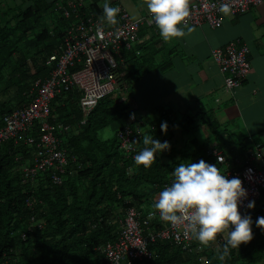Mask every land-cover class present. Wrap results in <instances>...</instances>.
Returning a JSON list of instances; mask_svg holds the SVG:
<instances>
[{
    "label": "trees",
    "instance_id": "16d2710c",
    "mask_svg": "<svg viewBox=\"0 0 264 264\" xmlns=\"http://www.w3.org/2000/svg\"><path fill=\"white\" fill-rule=\"evenodd\" d=\"M60 1L0 0V127L4 115L35 96V82L47 78L50 70L48 57L59 52L66 30L77 23L73 13L64 17L63 8L71 9L67 0L59 6ZM98 1L86 0L77 10L79 18L89 13L98 17ZM138 62L141 68L136 69L135 80L152 70ZM116 98L120 99L111 94L100 99L80 125L78 93L71 90L54 97L50 105L56 117L54 136L67 156L59 185L51 182V170L24 182L20 167L30 166L35 154L34 146L24 144V137L0 145V264H105L98 247L117 238L119 221L128 208L141 214L154 209L156 193L171 182L170 173L178 163L203 159L219 168L214 158L206 156L208 149L215 148L213 141L191 137L200 125L199 114L174 123L162 113L147 125V133L167 141L179 128L185 138L181 150L174 160L155 158L149 168L134 166L118 148L116 135L124 125L110 137L100 135L126 111ZM162 122L167 124L164 132ZM28 136L34 138L35 133ZM126 169L132 170V176L126 175ZM257 217H264L259 204L251 215L252 239L231 250L225 264H264V229L255 225ZM152 225L161 226L154 221ZM218 247H204L192 239L191 251L186 253L170 241H156L150 245L152 259L132 264H220Z\"/></svg>",
    "mask_w": 264,
    "mask_h": 264
},
{
    "label": "built area",
    "instance_id": "2783aa9c",
    "mask_svg": "<svg viewBox=\"0 0 264 264\" xmlns=\"http://www.w3.org/2000/svg\"><path fill=\"white\" fill-rule=\"evenodd\" d=\"M61 2L64 3L61 0L59 6ZM220 3H228L229 16L235 17L264 4V0H192L191 14L186 23L191 27L206 25L209 29H219L222 25V13L218 11ZM66 4L71 12L63 8L64 17L68 18L73 13L77 23L66 30L59 52L48 57L46 64L50 70L47 78L35 82L36 95L28 104L1 119L0 145L12 140L16 142L22 136L24 144L35 147L31 165L20 167L24 182H32L38 173L51 170V182L54 185L61 183L60 175L64 174L67 156L59 149L60 142L54 136L57 125L53 121L56 117L50 111L54 97L71 90L78 93L82 114L80 125H84L99 100L119 88L118 66L113 55L120 50L130 51L133 48L141 26L154 25L149 23L148 16L132 18L118 6L121 9L118 14L119 24L110 28L104 26V36L100 39L95 37L97 19L92 16L85 20L79 19L77 10L83 5L82 1L67 0ZM247 54L246 46H238L233 42L211 52V59L223 77L227 90L238 87L245 79L250 69ZM141 125V121L129 113L124 126L117 133L118 148L123 158L132 159L139 149V145L126 148L125 144L132 141L139 143ZM67 129L64 127L65 131ZM32 133H35L34 138L27 137V134ZM206 156L214 158L229 178L238 177L241 180L246 190V197L238 205L241 215L251 216L258 204L264 214V146L256 144L248 150L244 155L243 166L238 169L227 166L224 157L215 148L208 149ZM126 175L132 176V170L126 169ZM249 201L254 202L251 209L247 207ZM26 205L30 203L26 202ZM153 221L161 226H153ZM224 240L226 236H218L213 242L214 246H220ZM156 241H170L182 252L191 251L192 239L184 235L182 226H169L162 222L154 209L141 214L128 208L119 221L117 238L99 246L98 252L105 264H132L134 261L152 259L150 245Z\"/></svg>",
    "mask_w": 264,
    "mask_h": 264
},
{
    "label": "crops",
    "instance_id": "0c3cea01",
    "mask_svg": "<svg viewBox=\"0 0 264 264\" xmlns=\"http://www.w3.org/2000/svg\"><path fill=\"white\" fill-rule=\"evenodd\" d=\"M101 4L99 0L100 11ZM111 4L122 7L132 18L148 16L144 0H111ZM90 16L97 19L93 13L79 19ZM192 28L185 37L165 42L155 25L144 24L133 49L113 55L114 60L117 57L120 85L112 97H119L114 101L120 100L126 111L107 129L115 132L122 127L129 113L143 124L142 133H147V125L161 113L174 123L186 115L199 114L200 125L191 137L211 139L226 165L238 169L248 152L243 153L245 148L254 144L264 146V4L240 16L222 14L219 29L206 25ZM230 42L248 48L246 58L250 66L241 85L231 91L225 88L223 77L211 59L214 49ZM138 61L152 70L135 80L136 69L141 68ZM178 130L173 131V137L179 139L182 136Z\"/></svg>",
    "mask_w": 264,
    "mask_h": 264
},
{
    "label": "clouds",
    "instance_id": "9594fccd",
    "mask_svg": "<svg viewBox=\"0 0 264 264\" xmlns=\"http://www.w3.org/2000/svg\"><path fill=\"white\" fill-rule=\"evenodd\" d=\"M101 7L95 29V37L100 39L104 36V26L116 25L121 11L111 4V0H102ZM144 7L149 23H154L165 42L183 38L193 31L186 23L191 14L190 0H144ZM218 11L229 15V4L220 3ZM166 128V122H162L161 132ZM133 145H142L132 157L134 166L144 168H149L156 156L170 147L168 141L155 139L150 132L141 137L139 144L126 142L125 147L132 148ZM170 175L171 182L156 193L152 205L155 214L169 226H182L184 235L202 246L215 242L218 236H226L216 251V259L225 264L231 250L252 239V218L238 211L239 202L246 197L241 180L229 178L216 164L203 159L195 163L180 162ZM253 206L254 202L249 201L247 207ZM255 225L264 229V217H257Z\"/></svg>",
    "mask_w": 264,
    "mask_h": 264
},
{
    "label": "rangeland",
    "instance_id": "374dc122",
    "mask_svg": "<svg viewBox=\"0 0 264 264\" xmlns=\"http://www.w3.org/2000/svg\"><path fill=\"white\" fill-rule=\"evenodd\" d=\"M4 2V0H3ZM8 1H6L7 3ZM15 3V2H14ZM114 131V130H113ZM113 131L106 129L104 131H102L100 133V135L102 137H110L112 133H114ZM178 135H179V130L177 131ZM177 136V135H175ZM185 138L182 136V138L180 137L179 139L177 137H173L168 141L170 147L167 151L160 153L158 156H156V158H162V161L167 162L168 160H174L177 157L178 151L181 150L182 147V143L184 142ZM214 246V243H211L208 246ZM208 246H204V247H208Z\"/></svg>",
    "mask_w": 264,
    "mask_h": 264
}]
</instances>
